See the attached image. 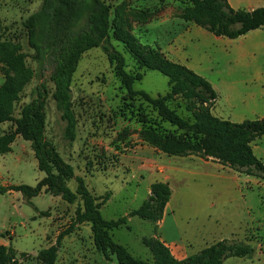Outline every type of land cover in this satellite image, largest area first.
Here are the masks:
<instances>
[{
	"label": "rangeland",
	"instance_id": "1",
	"mask_svg": "<svg viewBox=\"0 0 264 264\" xmlns=\"http://www.w3.org/2000/svg\"><path fill=\"white\" fill-rule=\"evenodd\" d=\"M104 1L111 5L112 17L118 5H125L124 27L136 34L143 44L160 46L163 50L174 46L177 38L190 29L189 42L181 47L184 60H192L206 69L228 66V59L217 53L224 46L220 39L226 37H218L184 20L181 16L187 3L180 0ZM42 2L0 0V35L7 43L5 50L21 45L27 54V65L35 73L22 91L15 116L20 115L23 105L37 97L38 87L44 83L47 89V138L63 160L73 166L76 176L83 177L97 199L104 219L128 216L148 198L152 183L168 181L173 192L166 230L170 234L180 233L187 243L186 251L196 253L216 241L234 238L251 245L255 251L247 258H229L224 264H264V182L214 167L211 162L202 163L195 157L167 156L144 142L139 114L158 119L157 113L147 102L127 97L103 47L85 51L73 75L71 89L76 128L74 137L69 135L63 110L53 98L55 88L50 72L35 60L34 50L28 43L25 21ZM104 45L121 52L128 72L143 75L134 83L135 89L145 90L152 96L168 91V77L157 70L140 68L112 32L109 42ZM216 54L218 57L214 61L207 65L203 63L204 57ZM205 74H209V70ZM3 81L0 69V85ZM171 106L175 107V104L171 103ZM160 122L164 129L175 130L169 123ZM12 125L6 123L4 128L9 129ZM255 146L264 160V141ZM44 176L38 168L31 142L21 136L12 143L10 152L0 154V184L36 186ZM68 186L76 192V179L69 180ZM77 209H84L80 196L74 203H69L45 189L30 201L21 192L0 194V230L10 233L0 238V244L12 245L18 253H27V260L21 264H38V252L55 244L61 233L72 229L62 240L56 264H119L115 255L110 253L105 257L96 248L91 223L75 222ZM156 224L139 216H129L127 224L109 230V233L133 256L152 262V253L142 239L158 234ZM171 246L175 253L180 250L179 243Z\"/></svg>",
	"mask_w": 264,
	"mask_h": 264
},
{
	"label": "trees",
	"instance_id": "2",
	"mask_svg": "<svg viewBox=\"0 0 264 264\" xmlns=\"http://www.w3.org/2000/svg\"><path fill=\"white\" fill-rule=\"evenodd\" d=\"M180 1L188 4L181 16L184 20L218 37L235 39L264 28V6L234 8L228 0ZM112 12L111 5L104 0H43L39 9L25 21L28 43L34 50L35 60L50 72L55 88L53 98L63 110L69 135L74 137L76 128L71 89L73 75L85 51L103 47L126 89L127 97L147 102L157 113L159 120L145 113L139 114L144 142L167 156H197L264 182V161L253 149V143L264 136V118L235 122L215 115L213 109L219 94L212 83L187 65L170 59L160 46L143 44L136 34L126 29L124 4L115 8L113 17ZM111 32L125 45L140 68L157 70L168 77L169 89L165 94L152 96L145 90L134 88V83L143 75L128 72L121 52L104 45L109 42ZM6 45L0 35V69L4 76L0 85V154L10 152L19 135L31 142L38 168L45 176L36 186L0 184V194L21 192L30 201L45 189L69 203H74L80 196L84 209H77L75 222L91 223L96 248L105 257L110 253L115 255L119 264H224L228 258H247L254 253L251 245L231 238L216 241L180 260L155 233L142 239L152 253V262H147L115 242L109 230L127 224L129 216H139L155 224L162 220L172 197L170 184L164 181L152 183L148 198L128 216L104 219L99 203L83 177L76 176L73 166L63 160L47 138V89L44 83L38 87L37 97L23 105L20 115L15 116L22 91L35 73L27 65V54L21 45L12 46L10 51L5 50ZM160 121L169 123L175 130L164 129ZM6 123L13 125L5 129ZM73 178L78 183L76 192L68 186V181ZM71 230L61 233L55 244L38 252V264H56L62 240ZM9 234L7 230H0V238ZM28 256L25 252L18 253L12 245L0 244V264H21Z\"/></svg>",
	"mask_w": 264,
	"mask_h": 264
},
{
	"label": "crops",
	"instance_id": "3",
	"mask_svg": "<svg viewBox=\"0 0 264 264\" xmlns=\"http://www.w3.org/2000/svg\"><path fill=\"white\" fill-rule=\"evenodd\" d=\"M228 1L234 8H256L264 6V2H257V0H253L254 2H247V4H237L235 2L236 0ZM190 31V29H186L185 33L177 38L174 46L171 45L167 48H163V51L170 59L183 63L201 74L203 73L202 76L206 77L212 83L219 94V98L213 109L214 114L235 122H242L248 118H264V28L252 30L235 39L227 37L224 39L221 37L223 39L220 40L224 43V46L218 49L217 53L228 59V66L223 69L218 67L214 69H206L205 67L198 66V64L192 60L190 62L188 59L184 60L185 56L181 51V47L184 48V46L188 44L189 41L187 38L189 37ZM217 57V54L214 57H204L203 63L207 65ZM208 70L209 74H205ZM263 141L264 136L257 139L253 144L254 152L259 158H261L263 154L256 149L255 145L256 143ZM191 157H195L198 161H202V163L205 164L211 162L214 164V167L217 166L218 168L232 170L228 167H223L218 163L207 161L197 156H186V158L189 159ZM222 176L229 179L228 176ZM11 192L14 191L8 193ZM170 202L165 208L162 220L157 223L159 229L158 236L167 246L170 247L172 254L177 259L182 260L192 254V252H188V250L186 251L187 243L181 238L180 233L175 232L170 234L166 230L171 207ZM173 243H179L178 247L180 250L176 251V253L171 246Z\"/></svg>",
	"mask_w": 264,
	"mask_h": 264
}]
</instances>
